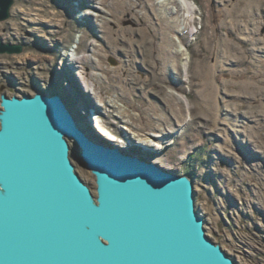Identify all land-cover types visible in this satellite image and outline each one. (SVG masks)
<instances>
[{
	"label": "rangeland",
	"instance_id": "obj_1",
	"mask_svg": "<svg viewBox=\"0 0 264 264\" xmlns=\"http://www.w3.org/2000/svg\"><path fill=\"white\" fill-rule=\"evenodd\" d=\"M160 1L14 0L0 42L22 50L0 53V101L59 91L92 135L189 173L207 234L264 264V0H191L194 21Z\"/></svg>",
	"mask_w": 264,
	"mask_h": 264
},
{
	"label": "water",
	"instance_id": "obj_2",
	"mask_svg": "<svg viewBox=\"0 0 264 264\" xmlns=\"http://www.w3.org/2000/svg\"><path fill=\"white\" fill-rule=\"evenodd\" d=\"M13 3L0 0V20ZM195 199L189 173L92 135L59 91L1 93L0 264H235Z\"/></svg>",
	"mask_w": 264,
	"mask_h": 264
},
{
	"label": "bare ground",
	"instance_id": "obj_3",
	"mask_svg": "<svg viewBox=\"0 0 264 264\" xmlns=\"http://www.w3.org/2000/svg\"><path fill=\"white\" fill-rule=\"evenodd\" d=\"M163 1V0H162ZM162 1H160V3L162 2ZM164 2H167L166 0H164ZM180 2H182V4H183V7H184V9H186V11H187V13H188V15L191 17V21H194V19L195 18H193L194 17V14H193V12H196L195 11V9L196 8H198V7H196L192 2H191V0H180ZM163 4V3H162ZM168 3H166L165 5H167ZM194 11H193V10ZM181 43V42H180ZM74 54H76V53H74ZM75 56V55H74ZM84 56H86V55H84ZM77 57V59H80V58H78V55L76 56ZM182 63V65L183 66H185L186 65V62H181ZM82 73V72H81ZM86 81V82H85ZM85 81H84V83L85 84H83V85H86V87H87V89H88V91H90L92 88V91H94L95 90V85H94V83L92 82V81H87L86 80V77H85ZM101 103V102H100ZM82 109L85 111V113L88 115V117H90V119H96L97 120V123H98V125H99V127H100V129H101V131H102V127L100 126V118H99V116L98 115H96V113L95 112H91V111H88V108H84V107H82ZM94 113H95V115H94ZM93 114V115H92ZM92 121H94V120H92ZM126 126V125H125ZM128 126H130V125H128ZM105 130V129H104ZM105 133L106 134H108L109 136H111V137H113V136H116L115 134H111V133H109L107 130H105ZM137 132H134V133H132V134H136ZM149 140H148V143H149V141L151 140L150 138H148ZM152 141V140H151ZM155 141H153V143H154ZM151 145V144H150Z\"/></svg>",
	"mask_w": 264,
	"mask_h": 264
}]
</instances>
